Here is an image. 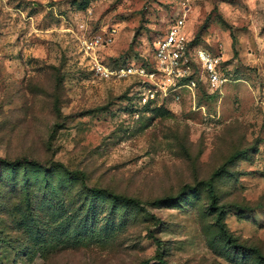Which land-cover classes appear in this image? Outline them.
<instances>
[{
    "label": "rangeland",
    "instance_id": "374dc122",
    "mask_svg": "<svg viewBox=\"0 0 264 264\" xmlns=\"http://www.w3.org/2000/svg\"><path fill=\"white\" fill-rule=\"evenodd\" d=\"M182 15L220 93L95 76ZM142 263L264 264V0H0V264Z\"/></svg>",
    "mask_w": 264,
    "mask_h": 264
},
{
    "label": "built area",
    "instance_id": "2783aa9c",
    "mask_svg": "<svg viewBox=\"0 0 264 264\" xmlns=\"http://www.w3.org/2000/svg\"><path fill=\"white\" fill-rule=\"evenodd\" d=\"M185 16H179L160 39L153 42L145 65L127 64L122 67H107L94 61L92 71L100 80L133 79L140 87L139 103L146 107L157 100L179 99L183 93L193 102L199 83L211 93H220L227 79L220 73L221 61L202 49L190 45ZM100 41L85 43L87 51L93 52ZM201 108H198V111Z\"/></svg>",
    "mask_w": 264,
    "mask_h": 264
},
{
    "label": "trees",
    "instance_id": "16d2710c",
    "mask_svg": "<svg viewBox=\"0 0 264 264\" xmlns=\"http://www.w3.org/2000/svg\"><path fill=\"white\" fill-rule=\"evenodd\" d=\"M190 45L192 46V41H190ZM145 59L148 61V59L145 57ZM236 156H238V154H236V155H234L231 159H230V161L233 159V158H235ZM208 186V188H209V195H210V197L212 198V199H214V191H213V189H212V187L210 186V185H207ZM121 200L123 201V202H125V203H127V204H135V201L134 200H131V199H126V198H121ZM142 264H146V263H142Z\"/></svg>",
    "mask_w": 264,
    "mask_h": 264
}]
</instances>
